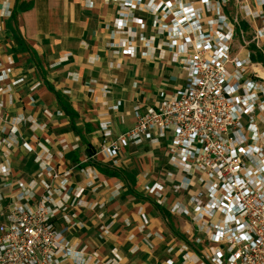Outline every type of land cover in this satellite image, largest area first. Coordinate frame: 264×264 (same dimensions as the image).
<instances>
[{"label": "built area", "instance_id": "built-area-1", "mask_svg": "<svg viewBox=\"0 0 264 264\" xmlns=\"http://www.w3.org/2000/svg\"><path fill=\"white\" fill-rule=\"evenodd\" d=\"M106 1L118 7L115 25L120 38L111 47L134 56L139 42L145 59L164 52L185 77L173 94L161 93L154 106L136 107L134 124L124 133L115 135L113 122L100 120V154L117 165L129 146L167 141L170 166L179 174L172 185L178 200L170 212L191 226L185 248L198 250V264H264V77L259 72L264 61L251 58L260 54L264 59V26L251 39L242 28V13L256 20L263 11H252L245 0L237 11L232 0ZM12 4L0 0V31L12 16ZM137 12H145L152 23L148 35L141 31L144 20ZM134 24L139 32L132 30ZM242 50H247V58L241 57ZM10 72L0 61V95L23 81L8 83ZM103 91L109 94L111 89L104 86ZM120 106L118 101L109 109L116 112ZM22 121L10 124L12 136L19 133ZM13 145L10 138L0 140L7 162L0 175L6 181ZM45 156L36 158L38 180L21 186L6 214L0 207V264L85 263L68 241L69 216H63L62 228L56 221L71 199L82 206L90 185L78 186L69 195L71 169L61 171ZM93 159L87 155L86 163ZM84 171L88 176L95 173L91 167ZM165 184L159 181L146 190L160 199ZM38 188L44 194L38 195Z\"/></svg>", "mask_w": 264, "mask_h": 264}, {"label": "crops", "instance_id": "crops-1", "mask_svg": "<svg viewBox=\"0 0 264 264\" xmlns=\"http://www.w3.org/2000/svg\"><path fill=\"white\" fill-rule=\"evenodd\" d=\"M241 2L232 0L234 11ZM244 2L252 11H263V17L256 20L242 13L243 31L251 39L264 26V5L261 0ZM12 10L0 31V61L11 70L8 83L23 81L0 95V140L10 138L14 144L8 151L11 176L6 181L0 175L1 211L7 213L21 186L38 180L36 158L45 154L57 169H71L69 195L78 186L90 185L82 206L71 199L56 221L62 228L66 226L63 216H69L68 241L82 253L84 264H198V250L185 248L190 224L170 212L178 200L172 185L179 174L170 166L167 141L129 146L119 155L117 165L100 154V120L110 119L115 135L124 133L134 124V109L154 106L161 93L173 94L183 83L184 71L171 64L164 52L143 58L139 42L134 56L111 47L120 38L115 25L118 7L113 2L13 0ZM136 16L144 20L141 31L148 35L149 17L145 12ZM132 30L139 32L140 26L134 24ZM237 47H242L239 38ZM247 50H242L241 57L247 58ZM260 56L264 61L260 54L251 58L258 61ZM259 72L264 77V67ZM104 86L110 87L109 94L104 93ZM56 92L78 114L75 125L81 136L72 128ZM118 101L119 110L110 111ZM21 118L19 133L12 136L10 124ZM88 151L94 159L86 163ZM5 154L6 148H0V167L7 164ZM87 167L95 173L88 176ZM102 167L118 169L121 176H107L100 171ZM163 180L160 199L146 190ZM37 194H44V189L38 188ZM157 205L170 213L169 219ZM169 221L184 238L173 232Z\"/></svg>", "mask_w": 264, "mask_h": 264}, {"label": "trees", "instance_id": "trees-1", "mask_svg": "<svg viewBox=\"0 0 264 264\" xmlns=\"http://www.w3.org/2000/svg\"><path fill=\"white\" fill-rule=\"evenodd\" d=\"M26 9H28L27 6L24 7L23 9H20V11H24ZM244 28L246 29V26ZM256 58L259 59V60L262 59L261 56L260 57H256ZM56 96H57L59 104H60L61 108L63 109L64 113L70 118L71 124H72V128L81 136V132L78 130V128L75 125V121L78 118V114L73 110L72 106L69 104V102L66 100V98L61 93L56 92ZM84 142L89 145V143L86 140H84ZM87 154L89 156H92V152L91 151H88ZM100 171L105 173L107 176H115V177H120L121 176V172L118 171V169L117 170H113V169H110V168L102 167V168H100ZM130 180H131V178H130ZM157 208L159 210H161L162 215L165 218L169 219V217H170V213L169 212H167L165 209H163L162 206L157 205ZM169 222H170V226H171L173 232L178 237L184 238V236L183 235L181 236V234L175 229L173 223L171 221H169Z\"/></svg>", "mask_w": 264, "mask_h": 264}]
</instances>
